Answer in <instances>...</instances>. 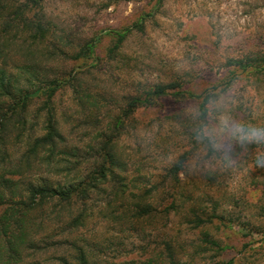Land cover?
<instances>
[{"label": "rangeland", "instance_id": "obj_1", "mask_svg": "<svg viewBox=\"0 0 264 264\" xmlns=\"http://www.w3.org/2000/svg\"><path fill=\"white\" fill-rule=\"evenodd\" d=\"M0 11V68L30 93L15 110L0 97L7 196L99 178L85 202L45 204L33 235L53 240L48 255L83 213L72 236L91 263L264 264V144L230 141L209 105L264 126V0H0ZM88 40L93 54L76 57ZM54 77L64 83L48 98ZM171 84L126 112L132 97ZM50 121L58 135L37 143ZM205 127L218 149L197 138Z\"/></svg>", "mask_w": 264, "mask_h": 264}, {"label": "trees", "instance_id": "obj_2", "mask_svg": "<svg viewBox=\"0 0 264 264\" xmlns=\"http://www.w3.org/2000/svg\"><path fill=\"white\" fill-rule=\"evenodd\" d=\"M159 1V0H158ZM161 2V0H160ZM0 11V16H1ZM35 26V30L39 33V36H44L48 31L46 26L41 22V20H37L33 22ZM131 29L125 28L121 31H116V34L120 36L118 38V42L121 41L127 32ZM95 42L93 40H88L81 47L80 51L76 54V57H85L86 55H91L94 52ZM86 54V55H85ZM1 59V54H0ZM258 59H255L257 62ZM239 64L244 68L248 66H253L256 69H260L262 66L259 63L250 64L248 61L243 62L239 61ZM15 81H13L12 77L6 76L5 69L0 68V97H8L9 106L15 110V106L17 103H21L26 100L30 93L29 91H21L22 89L19 87L17 90L21 92L19 95L16 93V85ZM64 81L59 79L58 77L49 78L46 87H44V91L46 92L48 98L54 95L59 86L63 84ZM175 85H157L154 90L150 91L148 95L144 98L142 97H132L130 103L126 109V112H132L140 105L150 101L151 96H165L168 93L167 88H174ZM16 87V88H15ZM15 88V90H14ZM41 88H36L35 92H39ZM173 95L184 94L182 91H175L172 93ZM191 96L197 97L200 95L190 94ZM6 99H0V101H5ZM206 99H203L200 104V110L202 112L206 111L205 107ZM8 103V102H7ZM1 109V103H0ZM4 114L0 115V123H2V118H4ZM58 132L53 124L49 125V132L46 136L37 140V143L44 144L46 140L53 141V137L57 136ZM0 136V143H1ZM2 148L0 147V153ZM107 157H105V161L109 158V151L105 153ZM186 156H182L178 163L175 165L173 171L178 172L183 163L185 161ZM99 173L105 176L106 171H102L100 169ZM99 181V178L96 176H92L87 182L82 181L77 184H69L64 187L62 185H58V187H54L50 184L45 185H31L27 189V197H20L16 199L15 197L7 196L6 190H12L13 182L12 179L7 178L3 175L0 176V205L8 204V206L3 211L0 216V264H97L91 263L87 259V255L80 245L77 244V237L72 236L76 227L82 224L83 213H78L76 217L70 219V221L66 222V226L63 228V231H67V235L65 236L64 241L58 242L60 248H56L57 250L61 249V245L65 244L62 251H55L48 255L46 253L47 248L53 247L55 243L53 240L47 235L46 237H41L37 239L36 236L38 234L33 235V233L43 230L40 225L36 229L37 219L39 217L40 221H43L45 218L46 210L44 209L45 204L49 200L54 201V206L58 208V205L63 203H78L80 200L85 202V199L88 195V192L91 188L95 186V184ZM60 207V206H59ZM34 212H37L34 215ZM49 215L51 216H60L61 214L57 211H52ZM41 228V229H40ZM74 228V230H73ZM36 229V230H35ZM56 245V247L58 246ZM31 261H28L29 259ZM54 260V261H53ZM227 264H232V261H228Z\"/></svg>", "mask_w": 264, "mask_h": 264}, {"label": "clouds", "instance_id": "obj_3", "mask_svg": "<svg viewBox=\"0 0 264 264\" xmlns=\"http://www.w3.org/2000/svg\"><path fill=\"white\" fill-rule=\"evenodd\" d=\"M209 105L220 113V127L230 141L234 140L241 145L264 144V126L233 120L227 113L226 102L224 101L212 100ZM197 138L207 141L214 150L220 147L217 145L212 132L206 127L199 130ZM225 160H227V156H225ZM255 163L257 167H264V153L257 154Z\"/></svg>", "mask_w": 264, "mask_h": 264}]
</instances>
